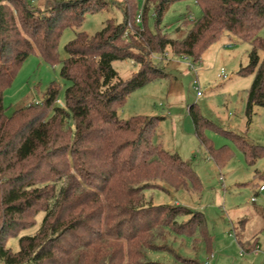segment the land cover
I'll return each instance as SVG.
<instances>
[{
	"label": "trees",
	"instance_id": "1",
	"mask_svg": "<svg viewBox=\"0 0 264 264\" xmlns=\"http://www.w3.org/2000/svg\"><path fill=\"white\" fill-rule=\"evenodd\" d=\"M32 1L0 0V262L161 264L146 258L147 250L167 247L156 243L157 231L194 234L204 229L206 218L184 205L147 201L144 191L161 182L198 190L201 182L178 153L154 142L158 116L123 119L119 110L135 89L166 76L154 61L156 53L170 49L198 61L224 32L251 45L248 64L238 70L254 74L247 113L264 106V0H195L202 15L182 37L147 26L151 9L159 26L175 0H144L141 24L136 0H124L123 21L108 19L94 34L78 31L66 44L64 105L57 103L60 85L52 82L41 101L8 114L4 91L26 58L38 51L47 62H59L64 29L81 26L88 13L110 4L46 0L42 9ZM127 59L137 70L124 78L113 62ZM189 110L206 150L219 162L227 159L229 151L221 155L204 134L211 122L194 104ZM234 137L252 162L264 156V145ZM41 211L40 227L20 236V248L13 251L7 239L34 225ZM181 216L189 217L180 222ZM251 247L256 243L245 249Z\"/></svg>",
	"mask_w": 264,
	"mask_h": 264
},
{
	"label": "rangeland",
	"instance_id": "2",
	"mask_svg": "<svg viewBox=\"0 0 264 264\" xmlns=\"http://www.w3.org/2000/svg\"><path fill=\"white\" fill-rule=\"evenodd\" d=\"M107 1L110 4L106 9L88 13L81 26L64 29L58 44L59 62H47L38 51L26 58L4 91L8 114L29 103L41 101L52 82L60 85L57 103L64 105V94L69 85L61 75L62 59L67 56L66 44L78 31L94 34L104 27L108 19L124 20V0ZM32 2L42 9L46 6V0ZM136 3L139 10L144 0H136ZM201 15V7L195 0H175L168 6L159 26L151 9L147 26L152 31L160 29L163 34L182 37ZM260 34L264 36V26ZM250 49L248 41L224 32L198 61L175 54L170 49L166 51V57L156 53L154 61L164 68L166 76L135 89L119 110L123 119L138 114L158 116L154 142L178 153L196 171L201 182L198 190L192 186L175 188L167 182H161V187L145 189L147 201L154 204L178 203L203 212L206 218L204 229L199 228L194 234H179L170 229L162 236V231H157L156 243L167 247L147 250L148 260L161 264H192L179 261L178 256L181 255L193 260V264H264L263 198L258 196L256 202L251 200L261 180L255 174L264 172V156L252 162L245 155L240 141L234 137L240 135L250 144L264 145V106L255 105L252 113H247V92L254 74L238 73L241 66L248 64ZM113 66L124 78L137 70L131 59L115 60ZM195 78L202 92L199 96L194 88ZM192 104L211 122L205 127L204 134L217 151H229L227 159L219 162L199 140L189 110ZM43 217L44 212H39L36 223L10 236L7 246L17 251L20 236L34 234ZM241 218L251 221L244 233L248 239L245 248L248 243H256L258 250L251 247L242 251L243 247L237 240L243 234L239 225ZM185 219L181 216L179 221ZM232 221L236 223L232 225Z\"/></svg>",
	"mask_w": 264,
	"mask_h": 264
},
{
	"label": "built area",
	"instance_id": "3",
	"mask_svg": "<svg viewBox=\"0 0 264 264\" xmlns=\"http://www.w3.org/2000/svg\"><path fill=\"white\" fill-rule=\"evenodd\" d=\"M142 11L143 9L141 8L137 17H136V23L138 24H141L142 23ZM126 33H127V30H126ZM163 57H166L168 55L167 52L161 54ZM191 66L194 68V64L191 63ZM221 74L226 77V74L224 72V70H221ZM194 88L196 89L197 91V95H201L202 92H201V89H200V85H199V81L197 78L194 79ZM258 196H260L261 198H263V201H264V178L261 179L258 183V186H257V189L255 190L253 196L251 197V200L256 202L258 200ZM242 251L245 250V248H241ZM256 250H258V246H256ZM207 264H211L210 262L207 263Z\"/></svg>",
	"mask_w": 264,
	"mask_h": 264
},
{
	"label": "crops",
	"instance_id": "4",
	"mask_svg": "<svg viewBox=\"0 0 264 264\" xmlns=\"http://www.w3.org/2000/svg\"><path fill=\"white\" fill-rule=\"evenodd\" d=\"M45 3V2H44ZM202 68V67H200ZM195 125V124H194ZM167 150V149H166ZM256 176H258L260 179H263L264 178V172H261V171H258L256 172L255 174ZM221 178V176H220ZM169 204H173V203H169ZM263 204H264V201H263ZM173 205H181V204H178V203H175ZM188 207V206H187ZM190 208V207H189ZM194 210V209H193ZM186 219L189 217V216H185ZM185 219V220H186ZM240 221V222H239ZM238 222L240 223V230H241V233H243L240 237L237 238L239 244L241 245V242L242 243H245L246 241H248L247 238H245V235L244 233L246 232V229H247V225L249 223H251V221L249 220V218H241ZM236 223V221H232V225H234ZM254 240V239H253ZM250 241V240H249ZM181 256V255H180ZM182 257V256H181ZM189 259V258H188ZM179 260V259H178ZM180 261V260H179ZM174 264H179V262H174Z\"/></svg>",
	"mask_w": 264,
	"mask_h": 264
}]
</instances>
